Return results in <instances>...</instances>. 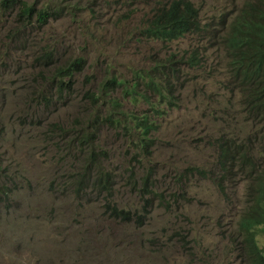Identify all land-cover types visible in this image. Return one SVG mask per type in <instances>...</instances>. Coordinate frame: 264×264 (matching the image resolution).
I'll return each instance as SVG.
<instances>
[{
  "label": "rangeland",
  "instance_id": "374dc122",
  "mask_svg": "<svg viewBox=\"0 0 264 264\" xmlns=\"http://www.w3.org/2000/svg\"><path fill=\"white\" fill-rule=\"evenodd\" d=\"M24 1L60 17L43 27L35 19L27 41L20 11L11 13L0 0V182L14 189L0 208V264H247L239 250L245 183L229 189L225 199L211 180L192 170L214 168V138L242 140L254 131L240 90L231 82L221 40L242 0H192L203 32L173 43L140 35L161 0ZM20 31L24 35H17ZM48 48H55L60 60L87 61L76 77L78 97L59 110L30 99L33 59ZM172 53H196L201 59L197 67L184 68L176 104L151 92L152 106L142 98L125 101L127 111L154 122L152 155L145 156L123 135L104 134L118 174L113 202L121 209L143 215L147 197L140 178L152 169L155 173L148 218L143 225L123 223L108 217L95 195L73 193L72 162L64 161L61 141L48 129L53 122L74 119L85 106V91L114 77L130 81ZM131 173L137 190L126 183ZM258 234L264 250V226Z\"/></svg>",
  "mask_w": 264,
  "mask_h": 264
},
{
  "label": "trees",
  "instance_id": "16d2710c",
  "mask_svg": "<svg viewBox=\"0 0 264 264\" xmlns=\"http://www.w3.org/2000/svg\"><path fill=\"white\" fill-rule=\"evenodd\" d=\"M3 6L11 13L20 11V23L27 41L35 19L43 27L60 17L57 13L37 10L24 0H3ZM202 32L200 13L192 0H161L146 20L140 35L152 42L173 43ZM24 33L20 31L17 35ZM221 40L229 59L231 82L240 90L246 122L254 131L242 140L227 135L214 138V168L209 172L192 170L211 180L225 199H230L229 189L245 183L247 205L240 222L243 240L239 250L247 264H264V250L258 243V229L264 226V0H242L240 10ZM54 51L55 48H48L35 55L30 99L41 108L59 110L78 97L76 77L84 73L87 61L82 57L60 60ZM200 61L196 53L188 57L172 53L165 58H157L149 69L136 72L130 81L115 77L107 79L97 90L89 89L83 93L85 106L70 123L53 122L49 126L51 138L57 135L61 141L64 161L72 162L68 181L76 196L95 195L96 200L103 203L108 217L123 223L144 224L153 208L154 170L140 178V191L147 197L143 215L121 209L113 202L118 174L104 145V134L115 132L116 136L123 135L136 143V148L145 156H151L152 133L157 128L148 115L138 117L136 113L127 111L125 101L130 98L135 102L142 98L152 106L148 96L151 92L157 93L161 99L167 98L169 105L174 106L184 68L197 67ZM86 83L93 81L87 78ZM143 87L147 91L142 90ZM134 161L141 163L138 157ZM126 183L132 190L138 189L134 173L128 176ZM13 194L14 189L8 183L0 182V208Z\"/></svg>",
  "mask_w": 264,
  "mask_h": 264
}]
</instances>
